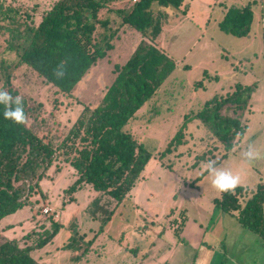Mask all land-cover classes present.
<instances>
[{
	"label": "rangeland",
	"instance_id": "obj_1",
	"mask_svg": "<svg viewBox=\"0 0 264 264\" xmlns=\"http://www.w3.org/2000/svg\"><path fill=\"white\" fill-rule=\"evenodd\" d=\"M52 1L0 0V89L9 80L21 96L40 104L27 116V125L57 148L83 107L100 103L115 64L133 54L142 35L120 26L121 18L113 11L127 9L133 1L119 0L101 9L109 30H118L114 47L70 94L61 93L29 66L16 65L29 39L26 24L35 26ZM247 3L253 11L249 35L223 32L219 21L226 7ZM153 7L164 13L157 45L176 66L122 128L151 153L139 179L120 202L87 184L66 203L64 189L76 177L66 158L75 153L56 150V162L47 170L50 176L40 181L44 195L33 194L30 204L0 222V228L11 226L1 232L0 243L16 237L26 244L30 240L22 238L25 233L49 227L53 218L61 224L58 233L32 251L41 264H138L143 256L150 264H264V235L242 224L239 210L215 205L222 192L205 170L208 160L219 159L222 168L241 177V207L259 183L264 186V0H183L180 9L155 2ZM199 80L202 86L195 87ZM237 82L255 87L242 117L245 132L232 149L225 151L198 118L187 121L181 142L174 140L187 113L199 111L207 99L230 91ZM249 150L261 158L249 162ZM44 208H49L47 213ZM182 214L186 223L178 238L174 229Z\"/></svg>",
	"mask_w": 264,
	"mask_h": 264
},
{
	"label": "trees",
	"instance_id": "obj_2",
	"mask_svg": "<svg viewBox=\"0 0 264 264\" xmlns=\"http://www.w3.org/2000/svg\"><path fill=\"white\" fill-rule=\"evenodd\" d=\"M116 1L119 0H53L35 26L26 24L29 39L18 52L16 65L29 66L57 91L70 94L90 67L114 47L112 38L118 35V30H109V19L102 18L100 10ZM131 1L129 8L113 11L121 18L120 26L127 25L141 32V43L124 63L115 64L113 80L104 88L100 103L92 108L83 107L57 148L27 122L20 124L5 119V105L0 103V222L30 204L33 194L44 195L40 181L50 176L47 170L56 162V150L75 153L66 158L76 173L74 181L64 189L69 194L66 203L73 202L74 192L87 184L120 202L139 179L151 153L122 128L176 66L157 45L164 13L154 9L153 3L180 9L183 0ZM252 18L250 3L232 4L226 7L219 27L236 37L248 36ZM194 86H202V80ZM254 87L255 84L237 82L230 91L214 94L199 111L185 115L174 140L181 142L187 121L198 118L225 151L232 149L245 132L242 117ZM0 90H7L13 97L21 96L9 80ZM21 97L26 117L39 108L40 104L35 106L31 99ZM77 141L81 143L80 148L76 147ZM241 194V186L222 192L219 199H214L215 205L229 212L239 210L237 219L264 235L263 184H258L243 207L238 202ZM181 218L174 229L178 238L185 214ZM49 222V227L41 226L39 230L25 233L22 238L30 240L26 244L16 237L4 238L0 243V264H41L32 251L51 242L61 226L57 219L50 218ZM3 228L0 234L11 226Z\"/></svg>",
	"mask_w": 264,
	"mask_h": 264
},
{
	"label": "clouds",
	"instance_id": "obj_3",
	"mask_svg": "<svg viewBox=\"0 0 264 264\" xmlns=\"http://www.w3.org/2000/svg\"><path fill=\"white\" fill-rule=\"evenodd\" d=\"M0 103L5 105V119H10L20 124L27 122V117L24 113L23 98L21 96L13 97L7 90H0ZM246 156L249 162L261 158L259 153L254 155L251 150L246 153ZM205 170L212 177L211 183L213 187L220 192L232 191L241 185V177L238 174H234L231 170L222 168L218 159L208 160Z\"/></svg>",
	"mask_w": 264,
	"mask_h": 264
},
{
	"label": "crops",
	"instance_id": "obj_4",
	"mask_svg": "<svg viewBox=\"0 0 264 264\" xmlns=\"http://www.w3.org/2000/svg\"><path fill=\"white\" fill-rule=\"evenodd\" d=\"M188 222H190V221H188ZM185 223H186V222H185ZM184 225H185V224H184ZM182 229H183V227H182ZM149 249H150V248H149ZM141 259H142V261L138 262V264H150L148 258H146V257L143 256ZM142 262H143V263H142ZM144 262H146V263H144ZM163 264H167V262H164Z\"/></svg>",
	"mask_w": 264,
	"mask_h": 264
},
{
	"label": "built area",
	"instance_id": "obj_5",
	"mask_svg": "<svg viewBox=\"0 0 264 264\" xmlns=\"http://www.w3.org/2000/svg\"><path fill=\"white\" fill-rule=\"evenodd\" d=\"M48 210H49V208H44L42 211H43L44 213H47Z\"/></svg>",
	"mask_w": 264,
	"mask_h": 264
}]
</instances>
